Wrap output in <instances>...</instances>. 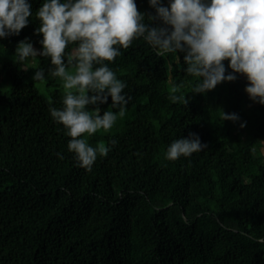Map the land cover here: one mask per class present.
<instances>
[{
    "label": "trees",
    "instance_id": "trees-1",
    "mask_svg": "<svg viewBox=\"0 0 264 264\" xmlns=\"http://www.w3.org/2000/svg\"><path fill=\"white\" fill-rule=\"evenodd\" d=\"M42 2L32 0L18 35L0 38V264H264L253 239L264 235V104L245 90L246 75L194 93L177 53L160 56L135 38L106 61L127 81L134 115L86 170L49 110L63 106L64 88L46 95L27 81L44 68L47 85L59 86L50 58L24 68L8 56L26 36L42 47ZM137 7L155 12L149 0ZM173 83L189 91L188 105L170 99ZM101 107L112 108L111 97ZM223 110L240 119L223 120ZM190 131L207 147L167 160L168 144Z\"/></svg>",
    "mask_w": 264,
    "mask_h": 264
},
{
    "label": "clouds",
    "instance_id": "clouds-1",
    "mask_svg": "<svg viewBox=\"0 0 264 264\" xmlns=\"http://www.w3.org/2000/svg\"><path fill=\"white\" fill-rule=\"evenodd\" d=\"M149 4L155 12L139 10L137 0H43L35 11L42 47H35L27 36L17 43L13 58L18 64L27 62L24 68L34 66L38 56L50 58L54 65L48 71L62 80L63 106L50 105L49 110L71 137L68 150L86 170L117 143L110 138L108 144H92L89 137L100 129L110 131L127 113L131 98L124 91L127 81L106 61L115 60L135 38H143L160 56L177 53V61H183L184 71L195 81L190 91L206 93L242 73L249 81L245 90L251 99L264 104V0H149ZM32 15V0H0V38L18 35ZM69 45L73 47L66 50ZM32 78L44 81L45 69L36 67ZM187 93L173 83L170 99L188 105ZM109 97L112 108L102 111ZM88 105H95L94 110ZM221 117L240 119L235 111L223 110ZM206 147L200 135L190 131L168 144L165 158L190 156ZM57 155L63 158L62 152ZM253 239L264 244V235Z\"/></svg>",
    "mask_w": 264,
    "mask_h": 264
},
{
    "label": "rangeland",
    "instance_id": "rangeland-1",
    "mask_svg": "<svg viewBox=\"0 0 264 264\" xmlns=\"http://www.w3.org/2000/svg\"><path fill=\"white\" fill-rule=\"evenodd\" d=\"M4 55L5 53H3V51L0 50V57H4ZM8 56L13 58L14 54L8 55ZM32 77H33V73H29L27 76V81L33 82L35 86L38 88V90L40 91V93L42 94L49 95L56 88L58 89L63 88V83H61L59 86H48L45 80L44 81H34ZM7 86H8V83H5L4 88H6ZM88 107L92 108L91 105H88ZM133 115H134V109L127 110L126 115L123 118H121L110 131L105 132L103 129L97 130V132L93 133L89 137V142L92 144H96L97 142H101V141L106 143L105 136L121 129L123 125L126 123V121L130 120L133 117ZM84 135H87V134L84 133Z\"/></svg>",
    "mask_w": 264,
    "mask_h": 264
}]
</instances>
